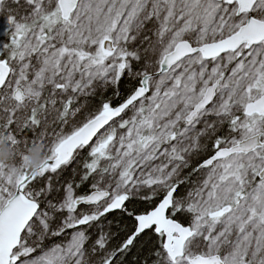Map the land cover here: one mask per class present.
Here are the masks:
<instances>
[{"label":"snow or ice","instance_id":"6c2138e0","mask_svg":"<svg viewBox=\"0 0 264 264\" xmlns=\"http://www.w3.org/2000/svg\"><path fill=\"white\" fill-rule=\"evenodd\" d=\"M0 264H264V0H0Z\"/></svg>","mask_w":264,"mask_h":264}]
</instances>
